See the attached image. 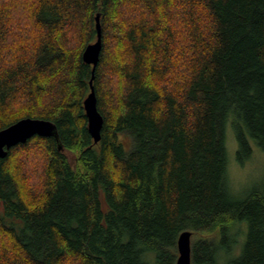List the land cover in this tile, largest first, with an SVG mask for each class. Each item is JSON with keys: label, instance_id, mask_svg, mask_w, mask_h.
Instances as JSON below:
<instances>
[{"label": "trees", "instance_id": "trees-1", "mask_svg": "<svg viewBox=\"0 0 264 264\" xmlns=\"http://www.w3.org/2000/svg\"><path fill=\"white\" fill-rule=\"evenodd\" d=\"M26 117L59 137L0 157V264H176L183 230L192 264H264V176L237 195L226 145L264 150V0H0V130Z\"/></svg>", "mask_w": 264, "mask_h": 264}, {"label": "water", "instance_id": "water-1", "mask_svg": "<svg viewBox=\"0 0 264 264\" xmlns=\"http://www.w3.org/2000/svg\"><path fill=\"white\" fill-rule=\"evenodd\" d=\"M97 40L87 45L83 52V60L92 65L94 77L100 61L103 46L102 26L100 14L96 16ZM84 109L88 119V130L94 142L98 143L102 137L104 118L98 109L97 96L91 80V92L84 100ZM54 136L58 140L57 125L48 119L26 117L0 130V157H5L8 150L19 143H24L34 135ZM61 147V146H60ZM192 231L183 230L177 240L178 255L176 264H192Z\"/></svg>", "mask_w": 264, "mask_h": 264}, {"label": "rangeland", "instance_id": "rangeland-1", "mask_svg": "<svg viewBox=\"0 0 264 264\" xmlns=\"http://www.w3.org/2000/svg\"><path fill=\"white\" fill-rule=\"evenodd\" d=\"M121 141L127 148L131 145L130 136L127 134L121 136ZM250 142L252 154L244 164H241L237 158L238 143L235 132L230 123L228 124L226 138L228 175L237 195H244L251 189L258 187L264 176V150L254 140H250ZM194 241L195 238L192 237V243Z\"/></svg>", "mask_w": 264, "mask_h": 264}]
</instances>
